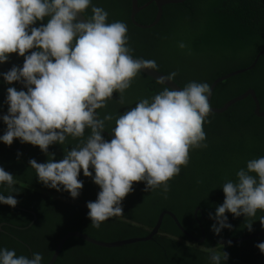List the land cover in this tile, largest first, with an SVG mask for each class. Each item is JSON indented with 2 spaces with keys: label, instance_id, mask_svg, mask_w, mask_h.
I'll use <instances>...</instances> for the list:
<instances>
[{
  "label": "trees",
  "instance_id": "trees-1",
  "mask_svg": "<svg viewBox=\"0 0 264 264\" xmlns=\"http://www.w3.org/2000/svg\"><path fill=\"white\" fill-rule=\"evenodd\" d=\"M151 1L139 0V6ZM92 6L107 11L106 23L121 21L127 25L126 46L132 49V57L155 61V70L167 77L176 72L173 81L182 89L190 82L207 83L211 87L219 78L249 68L264 53V0H189L169 5L164 7L159 24L149 29H141L131 22V0H91V5L83 12L87 19L92 16ZM156 16L157 6L152 4L138 13L136 21L150 26ZM48 19L45 17L43 21H37L33 27L46 24ZM181 43L184 48L179 47ZM34 50H29L26 55ZM23 63L24 57L9 54L8 61L0 63V73H6L13 65L22 67ZM8 87L27 90L20 82L6 83L0 75V112L8 111ZM164 88L138 72L123 93V103H120V94L114 92L107 100V106L97 109L101 119L109 114L114 117L105 121L102 132L108 133L102 134L105 140L112 139L111 130L119 114L135 107L142 99L151 102L152 97ZM248 90L256 92L264 112V55L252 70L220 83L214 90L211 106L220 109ZM5 127V124L2 125L4 131ZM203 130L206 147L190 149L188 165L180 166V173L167 182V193L162 188L145 191V182H134L133 190L122 200L123 215L109 218L99 229L91 226L86 205L97 200L101 189L91 177L83 175L82 169L78 179L83 182V188L75 199L62 186L57 191L33 178L37 175L34 168L25 170L27 181L22 178L17 182L29 187L32 190L30 194L36 192L34 196L40 202L37 205L51 207L53 221L62 222L58 242L74 232L105 243L146 238L166 211L173 213L185 231L196 239H202L199 221L205 230V242H195L180 231L171 217L165 216L159 234L148 242L109 249L80 238H71L56 264H211L210 250L229 254L228 260H222L221 264H264V253L256 247L264 242V236L229 247L219 244L224 238L240 239L264 232L259 221L264 211L257 210L254 218L234 217L226 213L232 228L222 229L219 235L212 230L216 221L209 216V213L215 215L216 208L225 199L222 185L229 180L237 181L236 173L241 168L246 170L248 160L264 156V122L255 115V104L249 97L223 114H209ZM89 134L90 129H86L84 139ZM79 143L81 138L69 136L63 145H50L48 153H54L58 162L64 158L65 150H71ZM0 149L3 153L7 152L1 146ZM31 159L45 163L49 156L37 147L32 151ZM90 171L94 176V169L90 167ZM198 208L201 211L196 219ZM250 219L254 220L251 232L246 228ZM84 220H88L89 224ZM51 225L44 226L43 223L42 229L49 232ZM6 237L2 235V238ZM21 250L27 252L24 247ZM50 260L49 257L42 264H48Z\"/></svg>",
  "mask_w": 264,
  "mask_h": 264
},
{
  "label": "clouds",
  "instance_id": "clouds-1",
  "mask_svg": "<svg viewBox=\"0 0 264 264\" xmlns=\"http://www.w3.org/2000/svg\"><path fill=\"white\" fill-rule=\"evenodd\" d=\"M90 5L91 0H0V63L7 62L9 54L24 57L22 67L13 65L0 75L6 83L20 82L27 89L7 88L8 111L2 117L7 127L0 141L10 146L19 139L38 146L49 156L45 163L29 161L39 181L57 191L62 186L73 199L83 188L78 179L82 169L101 189L97 200L86 205L91 226L99 229L109 218L123 215L122 200L134 182H145V191L162 188L167 193V182L180 173V166L188 165L190 149L206 147L203 124L210 113L211 91L207 83L197 82L180 90L165 87L151 102L142 99L119 114L111 130L113 138L105 140V121L114 117L101 119L97 109L106 107L114 92L123 103V93L138 72L157 65L132 58V49L126 46L127 25L106 23L108 13L103 8L92 6L91 18L78 20L77 14ZM45 17L46 24L33 27ZM32 49L36 50L26 55ZM176 75L172 72L158 82ZM86 129L90 134L84 139ZM69 136L81 138V143L55 161L49 146L63 145ZM236 175L237 181L222 185L225 199L215 215L209 213L217 235L232 228L226 213L254 218L257 210L264 211V156L248 160L246 170L241 168ZM5 183L12 189L15 179L0 167V184ZM11 193L0 194V204L15 208L18 200ZM253 221L246 225L250 232ZM259 221L264 227V216ZM256 247L264 253V242ZM228 258L225 251L210 250L211 264ZM42 259L40 253L29 258L0 249V264H41Z\"/></svg>",
  "mask_w": 264,
  "mask_h": 264
},
{
  "label": "flooded vegetation",
  "instance_id": "flooded-vegetation-1",
  "mask_svg": "<svg viewBox=\"0 0 264 264\" xmlns=\"http://www.w3.org/2000/svg\"><path fill=\"white\" fill-rule=\"evenodd\" d=\"M2 125L4 124L0 125V136L4 134L7 127H5L4 131ZM102 134L108 135V133ZM0 146L7 151L3 153V149H0V167L11 173L15 179V185L12 189L8 188L6 183L0 184V194L7 196L15 191L11 194L18 200L15 208L0 204V249L15 250L17 256L23 255L29 258L32 257L33 253H40L43 257L42 264L49 257L52 259L58 245L65 237H62L59 242L57 241L60 234L59 231L62 230V222L60 221L58 224L57 221L52 220L51 207L48 209L46 206L37 205V202H40L34 196L36 192L30 194L32 190L29 187H23L19 183L22 178H25L27 181L25 170L31 169L29 164L31 153L38 146H33L30 143H21L19 139H14L10 146L0 141ZM33 178L38 179L37 175H34ZM199 211L201 210L198 208L195 212L196 219L198 218ZM84 221L89 224L88 220ZM43 223L44 226L48 223L52 224L49 232H45L42 229ZM6 228L13 229L15 232L9 231ZM2 235L7 237L2 238ZM8 238L11 241L7 242ZM21 247H24L27 252L23 253Z\"/></svg>",
  "mask_w": 264,
  "mask_h": 264
},
{
  "label": "water",
  "instance_id": "water-1",
  "mask_svg": "<svg viewBox=\"0 0 264 264\" xmlns=\"http://www.w3.org/2000/svg\"><path fill=\"white\" fill-rule=\"evenodd\" d=\"M189 0H152L151 2H149L148 4H146L145 6H139V0H131L132 3V12H131V22L141 28V29H149L152 28L156 25L159 24V22L161 21L162 17H163V12H164V7L169 6V5H179V4H183L185 2H187ZM152 4H156L157 6V16L155 21L153 22V24H151L150 26H146V25H141L136 21V16L138 15V13H140L141 11L147 9L149 6H151ZM77 19L78 20H85L87 19L85 17V15L83 13H78L77 14ZM264 53H261L258 58L255 60V62L253 63L252 66H250L247 69H243V70H239L236 71L234 73L228 74L226 76H223L221 78H219L218 80H216L212 86L210 87V91H211V95L208 97V102L210 104V113L209 114H223L225 112H227L232 106L243 102L244 100H246L247 98H252L254 104H255V115L258 118H261L264 122V112L261 110V104L259 102V99L257 97V94L254 90H248L245 94L241 95L240 97H237L233 100H231L230 102L226 103L222 108L220 109H216L213 108L211 106V101H212V97H213V93L215 88L222 83L225 80H228L232 77L244 74L247 71L252 70L256 64L258 63V60L261 56H263ZM134 60H136V58L132 57ZM140 73L144 74L145 76L149 77L150 79L154 80L155 82H157L158 84L164 86V87H168L170 89L173 90H180L182 89L176 82H174L173 80L171 81H167L166 83H159L158 81L160 80L161 77H167L166 75L156 71L155 69L152 68H144L141 69L139 71ZM7 114L6 112H0V125L4 124L2 117L4 115ZM165 216H169L172 218V220L175 222L176 226L180 229V231L182 233H184L188 238H190L191 240L195 241V242H205L206 240V235H205V230L204 227L202 225V223H199L200 226V230H201V234H202V239H196L193 236H191L187 231H185V229L182 227V225L180 224L179 220L177 219V217L171 213V212H163L160 217L159 220L155 226V228L151 231L150 235L146 238H135V239H129V240H122V241H118V242H112V243H105V242H99L96 241L94 239H92L91 237L83 234V233H79V232H74V233H70L68 235L65 236V238L61 241V243L58 245V248L54 254V256L52 257V259L50 260V262L48 264H56L61 251L63 250L65 244L67 243V241L71 238H80L82 240H85L93 245H97L99 247H103V248H109V249H113V248H120V247H124V246H128V245H132V244H136V243H141V242H148L153 240V238L155 236H157L160 232V229L162 227L163 221ZM198 219V218H197ZM264 236V232L257 234V235H253V236H247L244 238H240V239H230V238H224L222 240L219 241L220 245H223L225 247H229V246H234L237 245L239 243H242L244 241H248L251 239H255L257 237H262Z\"/></svg>",
  "mask_w": 264,
  "mask_h": 264
}]
</instances>
